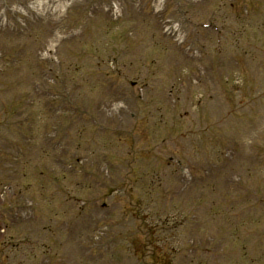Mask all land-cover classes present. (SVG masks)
I'll return each instance as SVG.
<instances>
[{
	"label": "rangeland",
	"instance_id": "rangeland-1",
	"mask_svg": "<svg viewBox=\"0 0 264 264\" xmlns=\"http://www.w3.org/2000/svg\"><path fill=\"white\" fill-rule=\"evenodd\" d=\"M12 1L14 15L12 16L9 11L10 18L2 19L0 17V56L3 55L2 59H4V61L0 59V78H2L0 79V90L2 89L0 105L6 98L16 101L18 94H26L24 91L30 90L31 87L36 88L38 93V87H41L43 79L50 80L60 77L70 85V93L59 103L42 99L38 101L37 98L35 100V96L28 95V102L31 103L35 100L37 107L29 110L32 117L30 116L21 128L26 127L31 130L25 131L23 136L17 133V127L8 125V122H12V120H22V114L12 113L10 114L11 118H8L5 111H0L1 123L11 133L10 135L14 139L13 145L21 143L20 141H23L25 137L32 135L29 141V145L33 147L31 157L25 155L24 158H20L21 162L23 164L35 162L38 168H41V164L44 163L42 170L48 175L43 182L42 193L40 187L36 185L30 189L23 185L20 186L21 183H17L16 186L7 189L4 193L0 185L1 197H5L4 201L0 202V234L4 232L0 238V264H105L104 261L108 264H133L127 254L114 255L111 250H103L104 246L102 245L105 238L110 239L107 234L110 227L107 223L113 218L112 211L117 209L120 211L121 208H125L124 203H121V196L126 195L127 190L131 189L132 191L135 188L133 185V187H127L130 186L129 184L125 186L126 180H121L123 189L120 191V195L110 199L109 209H100L96 204L97 210L93 213L97 214V217H87L86 221L78 222L77 230H74L68 238L61 235L60 227L59 235L57 238L55 237L56 242L60 245H55L54 251L44 254L39 249L40 255L34 260L22 255L23 252L18 254L17 251L7 248L6 251H1V247L6 245L9 240L17 243L21 236L47 241L46 237H51V232L56 231L55 227L61 220L75 221L74 213L77 209L74 208V205L79 200L86 199L87 195L92 197V194L86 192L87 189L84 190L89 183L96 188L92 198L95 199V203H99L98 200L103 198L104 202L105 197L102 196L101 189L98 190L97 187L101 188L105 184V180L114 183L118 179L114 175H118L119 172L113 167L106 166L105 162L107 159L111 163L117 162V158L123 157H120L116 152L108 151L105 147H96L98 150L94 149L93 151L94 158L97 157V152L100 154V160L97 162L98 168L101 169L99 170L103 173L101 176H97L99 182H88L81 176L84 172L95 169L89 165L87 158L83 164L75 162L71 164L67 161L70 160L67 157L69 155L64 157V160L59 156L58 159L55 153L53 154L52 151L44 147L43 139L50 132V128L82 127L84 122L83 117L80 116L79 107L76 106V103L80 104L81 102V94L79 96L78 92L73 90V84L78 81L77 74L75 72L58 74L56 71L61 62L66 65L69 61L70 66L76 67L75 71L79 73L80 64L75 67L72 65V62L78 64L79 58L82 60L81 67L85 75L94 74L96 70L102 75L117 71H133L131 76L128 75L129 78L124 76L127 88L116 90L115 100H111V95L108 99L104 98L101 93L95 94L90 91L89 96L85 97L86 100L82 101L83 108L90 114L92 113L93 118L97 117L101 123L102 120L106 122L108 131L112 130V127H119L122 122L123 125H128L129 134L133 133L135 146L140 147L142 141L150 137L151 127L154 128L158 126V123L164 122L162 113L172 110V115L170 114L169 117L172 122H175L174 117L182 116L181 124L172 123L173 130L166 131V135L172 139L170 144L184 153L189 151L194 156L191 159L188 158L190 160L186 164H184L185 160L182 161L181 177L176 176L175 179L167 177L166 169H163L164 167L159 163L154 164L153 167L145 164L140 165V170H151L153 173L148 175L149 178L154 179L155 183L161 181L159 184H164L163 189L177 191L180 194L181 202L188 198L190 202L195 195L204 196L208 192L212 195V199L216 198V201L221 199L225 206L229 205L228 209L222 207L224 204L222 206L215 204L214 207L218 209L216 212L219 218L227 216L230 226L234 229L241 230L248 225L251 221L250 212L245 211L244 208L252 205L251 194L259 193L261 196L256 193L257 199L264 202V2L263 6H256L251 0H234V2L232 0H164L163 18L161 16L157 18L152 14L153 8L150 7L156 0H68V2L49 0V4L40 8L39 13L41 14L37 15H32L30 8V5H36L35 2H32L36 0ZM10 2L11 0H0V6ZM129 2L132 3L131 8L124 6L123 11L119 8V11L111 10V13H104L103 8L107 5L113 6L115 3L125 5ZM19 7H23L25 12L22 13ZM32 12L36 13V11ZM76 15H78V20L86 19V17L88 20L87 25L77 33L69 29L70 23L76 22ZM181 19L182 24L180 23ZM206 20L219 24L222 33H224L221 44L217 48L213 49L215 43L213 35L209 34V31H207L209 33L202 31L201 34L195 35L196 31H201V24L198 23H204ZM171 22L172 25H175L176 22L181 25L180 29L186 33L179 34L182 39L188 36L181 47L174 45L176 39L173 37L162 40L158 36L160 30ZM111 25L112 27L117 25L120 29L131 25L134 31H131L130 35L133 39L132 41L128 39V46L133 50L126 47L123 39L118 38L117 34L116 41H113L115 44L106 45L105 43L98 48L96 53L101 59H104V62L101 63L104 67L103 71L91 54H88L86 58L80 57L81 52L77 50L78 46L75 43L70 46L65 44L68 38H73L77 34L84 35V40L94 39L96 34L92 30L101 34L104 32L107 35L109 34L108 27ZM136 27L137 31H135ZM127 34H129V30H125L123 36L125 37ZM139 35L142 37L141 39H139ZM15 36L21 40L20 43L12 42V38ZM50 37L53 39V44H51L52 41L49 42ZM140 40H144V42L142 43ZM89 46L92 47L93 43L90 42ZM86 48L85 44L82 50ZM47 50L50 51L49 55L45 54ZM25 52L28 53L27 56ZM69 54L72 56L67 58ZM76 54L79 55V58H72ZM60 55L65 61H60ZM42 61L50 63L49 70L42 71L38 67L39 64L44 66ZM159 72H162L166 77L156 80L155 76ZM150 76H152L150 87L148 84L142 87L138 85L139 83L143 84V81H146V78L149 79ZM85 77L88 76H82V78ZM131 85H134V88ZM233 86L238 88V94L232 91ZM210 87L213 92L216 90L225 98L229 108L220 98L218 99L216 94L213 101L200 102L199 99V101L197 100L198 93H206ZM150 88L160 89L157 100L150 99L153 93ZM128 89H132V91ZM39 93L44 94L41 91ZM55 93L57 94V92ZM48 94L52 93L48 91ZM208 95L206 94V96ZM91 96L93 97L91 98ZM139 99L146 103L144 107ZM113 102L115 103L113 104ZM237 102L242 103V106L236 109L237 113L235 114ZM132 105L134 110H132ZM64 110H77L78 112L71 121L59 114L65 112ZM222 112L230 115L235 114L236 119L235 115L230 117L233 119L232 123L227 126V133L229 132L230 137L221 136L219 139L221 145L215 135H202L200 138L186 136L183 133L188 129L189 131L198 130L202 125L210 124L212 115H220ZM77 116L78 118H76ZM162 137L164 135L159 136V138ZM155 139L156 136L153 137L151 144ZM1 144L3 143L0 140ZM162 144L160 141L157 145L162 146ZM212 147L220 148L222 153L227 152L220 161L221 164H215L212 161L215 159V154L211 152ZM14 152L15 155L19 153L17 149ZM85 154H89L88 148ZM135 154L138 157L141 155L138 149ZM151 155L152 159L154 157L152 163L164 160V157L155 152ZM123 156L126 157L125 153ZM147 157L146 154L142 155V159H147ZM9 161L12 164H8L7 168H15V158H10ZM1 174L7 176L6 171L0 172ZM237 174L242 176L245 183L241 188H246L247 191H241L237 196L232 195L234 191L230 195L227 192L224 195L220 191H216L214 194L209 192L207 186L215 188V185L217 187L228 186L237 178ZM125 178L131 181L135 176L126 175ZM149 178L145 181L150 182ZM0 179L3 178L0 177ZM182 184L184 190L179 188ZM81 186L83 190L78 191V187ZM16 191H21L24 195L17 194ZM51 192L54 194L50 195ZM65 195L70 199L73 216L72 213H68L66 216H53L59 212L54 210L56 204L66 200ZM171 198L172 196L163 194L159 190L155 191L154 200L159 204L164 203L165 200L170 201ZM9 200L14 207L5 209L2 203L6 204ZM32 202L36 203V207H32ZM259 209L260 218L264 220V209ZM235 211L241 212V222H236L230 217V213ZM7 212H10L11 215H7ZM14 214L15 217H13ZM34 215L35 219H33ZM50 217L53 219L52 222L49 221ZM197 222L200 223V219L197 218ZM216 224L218 223L214 225ZM163 240L160 236H154L150 241L151 251L160 260H166L169 255L167 247L159 244ZM257 242H259L257 239H247L243 245L238 247L243 251L240 250L236 254L237 247L230 245L226 239V246L218 242L215 249V251L223 253L222 258H218L217 255V259H214L199 253L194 264H254L263 256L261 252H264V248H261ZM208 243H210L208 239L201 240V246ZM99 245L100 248H98ZM261 245H264V241ZM89 246L96 248L91 250ZM137 246L135 245V248ZM95 250L97 256L92 254V251ZM53 252V261L48 260V256ZM100 252H102V256L99 254ZM197 252H200V249ZM82 253L86 254L84 258ZM154 262L162 263L159 260Z\"/></svg>",
	"mask_w": 264,
	"mask_h": 264
}]
</instances>
